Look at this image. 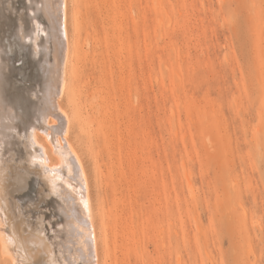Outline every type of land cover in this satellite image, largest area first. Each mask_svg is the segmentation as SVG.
<instances>
[{"label": "rangeland", "instance_id": "rangeland-1", "mask_svg": "<svg viewBox=\"0 0 264 264\" xmlns=\"http://www.w3.org/2000/svg\"><path fill=\"white\" fill-rule=\"evenodd\" d=\"M72 1L80 80L61 102L110 232L100 264H264V0ZM13 163L33 235L40 176Z\"/></svg>", "mask_w": 264, "mask_h": 264}, {"label": "bare ground", "instance_id": "bare-ground-1", "mask_svg": "<svg viewBox=\"0 0 264 264\" xmlns=\"http://www.w3.org/2000/svg\"><path fill=\"white\" fill-rule=\"evenodd\" d=\"M80 1H72L75 8ZM69 2L0 0V259L10 264L41 255L49 264H100L98 241L106 251L110 243L104 213L102 231L97 227L87 169L69 138L72 118L61 102L69 76L73 74L76 83L80 80L82 49L69 30ZM23 8L26 17L19 19L16 12ZM29 53L33 57L26 59ZM14 58H24L22 68L28 71L14 75ZM53 153L59 157L56 162ZM24 158L39 173L41 189L35 191L42 200L38 207L45 208L44 215H38L41 208H36L37 214L31 208L30 215L24 211L40 224L33 235L14 223L22 217L19 211L28 193L17 204L10 199L20 190L9 189L13 162L21 164ZM38 176L26 175V185L31 187V179ZM48 213L56 216L44 219Z\"/></svg>", "mask_w": 264, "mask_h": 264}]
</instances>
